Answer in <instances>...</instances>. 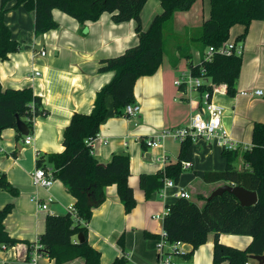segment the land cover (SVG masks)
Returning <instances> with one entry per match:
<instances>
[{
  "label": "crops",
  "instance_id": "crops-1",
  "mask_svg": "<svg viewBox=\"0 0 264 264\" xmlns=\"http://www.w3.org/2000/svg\"><path fill=\"white\" fill-rule=\"evenodd\" d=\"M207 1V10L203 8L201 15L197 5L192 13H175L174 31L177 35H184L187 28L202 26L210 14V0ZM161 11L160 0H148L142 12L143 27L147 29ZM53 16L59 27L36 36L34 12L21 5L6 13V22L21 48L11 53L7 60L0 59L2 86L5 90L32 88L42 98L49 114L35 120L34 140L29 145L25 143L24 135L14 128L5 129L0 138V172L6 173L18 190V194H13L0 189V209L13 204L5 226L12 237L21 241L15 246H0V264H28L31 255L28 244L40 239L46 229L47 216L64 214L74 207L75 198L60 180L50 188L34 184L37 158L63 152V134L73 114L91 113L97 93L115 75L114 71L99 72L101 61L118 56L139 42L134 20L117 24L110 13H103L99 20L82 24L59 9L53 10ZM245 31L244 25H235L230 37L243 47L237 93L229 96L225 86L214 96L215 102L224 108L223 128L239 144L241 153L252 145L255 124L264 122V97L255 94L256 90L264 91V20L253 21L246 37L238 41ZM170 47L159 69L136 83L135 100L141 106L140 115L135 119L118 115L109 96L108 116L93 144V154L101 163H108L116 153L130 155L129 184L134 188L137 200L136 207L130 213L126 212L117 186L112 185L106 189V200L94 209L88 225V240L101 251V264H111L124 253L127 264H156L158 261L157 240L164 230V221L156 216L163 214L166 206L176 199L173 196L164 198L160 191L147 198L140 177L160 173L168 164L176 162L180 142L168 139L162 147L151 148L146 140L163 129L189 125L200 101L199 93H182L176 87V78L190 67L188 60L175 49V44L171 43ZM41 50H46L47 54L41 55ZM191 54L193 57L192 51ZM193 61L199 63L194 58ZM37 71L41 75L36 76ZM245 91L251 94L243 95ZM224 150L216 141H195L192 166L183 167V171H190V174L182 175L176 187L167 191L168 194H174L178 189L187 190L191 198L203 206L215 189L227 184L204 180L206 172L225 169ZM239 161H242L240 167ZM234 165L238 169L245 167L242 156ZM50 198L52 202L44 210L40 205ZM122 236L124 247L119 242ZM220 240L246 249L252 237L224 232L220 234ZM214 242L215 233L211 232L207 242L195 249L190 257L186 255L192 252L193 246L183 243L181 247L185 255L175 256L174 261L176 264H214ZM39 264L56 263L49 256L41 255ZM66 264H84V261L77 259ZM250 264L258 263L252 260Z\"/></svg>",
  "mask_w": 264,
  "mask_h": 264
},
{
  "label": "trees",
  "instance_id": "trees-1",
  "mask_svg": "<svg viewBox=\"0 0 264 264\" xmlns=\"http://www.w3.org/2000/svg\"><path fill=\"white\" fill-rule=\"evenodd\" d=\"M148 0H0V59L7 60L11 53L20 50L21 45L12 36L6 22V13L24 5L27 11L35 13L34 30L36 36L57 29L53 10L68 14L84 24L97 21L103 13H110L112 20L119 24L136 23L139 42L122 54L101 61L99 72L114 71L113 79L98 93L91 113L76 112L63 134L64 151L43 154L37 158V167L51 169L56 180H60L76 202L74 211L64 214H49L46 229L40 236L41 255L49 256L56 264H66L82 259L84 264H101L102 253L88 240V225L94 209L106 200V189L116 185L118 195L130 213L137 204L134 188L129 184L131 157L126 152L116 153L108 163H101L93 154V143L99 135L100 127L108 116V97L113 99L115 111L123 115L124 108L135 100V86L144 76L153 75L163 63L167 53V33L182 57L188 60L190 69L200 75L201 68L216 84H225L229 96L237 93V84L243 66L242 55L231 56L215 53L212 60L195 64L191 48H196L204 56L209 47L219 48L230 40L231 30L241 24L246 31L238 41L246 37L253 21L264 20V0H210V14L198 29L187 28L184 35L174 31V16L180 11H189L197 0H160L162 11L156 14L145 29L142 12ZM12 4H14L12 6ZM204 59V57H203ZM49 110L42 98L32 88L5 90L0 81V138L5 129H17L18 116L27 124L30 135L34 134L35 120L46 117ZM19 134H21L18 131ZM25 138L28 136H24ZM92 141V144L88 142ZM193 140L180 143L178 160L168 164L157 174H142L140 185L147 198L163 189L167 179L180 181L183 162L193 159ZM226 167L219 171H209L204 175L207 183L224 182L256 191L259 202L251 207H242L232 194L225 193L201 206L197 201L178 198L169 203L170 212L164 218V230L171 242L180 241L195 249L207 242L208 235L215 233L214 264H250L251 256L264 255V122H258L253 129L252 145L241 153L239 150H224ZM242 156L245 167L238 169L234 162ZM0 189L18 194V190L0 172ZM13 204L0 209V246H15L19 242L11 236L5 220L11 213ZM233 233L252 237L250 245L241 249L221 242V233ZM85 236L79 242L78 235ZM124 247V236L119 240ZM29 249L35 243L28 244ZM29 259V258H28ZM123 256L111 264H127ZM156 264H159L157 261Z\"/></svg>",
  "mask_w": 264,
  "mask_h": 264
},
{
  "label": "built area",
  "instance_id": "built-area-1",
  "mask_svg": "<svg viewBox=\"0 0 264 264\" xmlns=\"http://www.w3.org/2000/svg\"><path fill=\"white\" fill-rule=\"evenodd\" d=\"M243 47L238 45L237 42L228 40L221 47L214 48L209 47L204 56L201 52H198L200 57L199 63L201 64L203 60H212L215 53L231 56L233 54L242 55ZM41 55L45 56L47 54L46 50H41L39 52ZM204 57V59H203ZM206 70L201 68L200 75H195L193 70L189 68L188 71L181 72L180 75L175 80L176 87L182 92H195L200 94L199 107L193 113L191 122L187 126H181L176 128L163 129L160 133L150 136L146 140V144L151 148L162 147L164 142L168 139L178 141L180 143L184 142L186 139L191 138L193 142L199 139H205L207 141H216L225 150H238L239 144L235 142L228 132L223 128V113L224 108L219 105L214 100L215 94L222 92L225 84H216L211 77L206 75ZM36 76L41 75V72H35ZM251 94V92H243V95ZM256 95L264 97V91L256 90ZM192 103V102H191ZM141 106L137 102L128 104L123 110V116L129 119H135L140 115ZM33 136H28L25 138L26 144L33 143ZM92 144V141L88 142ZM94 144V143H93ZM248 148H246L247 150ZM2 150L0 149V153ZM192 166L191 161L183 162L184 168H190ZM34 184L42 188H50L56 181L53 176L51 169H45L42 167H37L33 173ZM176 187V183L167 179L162 190H160L161 196L168 198L169 196L178 198L191 199V194L184 189H178L174 194H168V190ZM38 202V198H35ZM52 202L50 198L47 202L40 205L44 210L48 209V204ZM74 211V207L70 209ZM170 212V207L167 205L164 213L157 215L156 218L164 221L165 216ZM183 243L180 241L171 242L169 240L168 233L163 230L157 240V251H158V262L159 264H176L174 261L175 256L185 255L182 250ZM4 248L7 246L3 245ZM40 248L39 240L35 243V246L31 249V255L28 264H39V258L41 254L38 252Z\"/></svg>",
  "mask_w": 264,
  "mask_h": 264
},
{
  "label": "water",
  "instance_id": "water-1",
  "mask_svg": "<svg viewBox=\"0 0 264 264\" xmlns=\"http://www.w3.org/2000/svg\"><path fill=\"white\" fill-rule=\"evenodd\" d=\"M17 129L24 136L30 135L29 127L19 116L17 118ZM225 193L235 196L242 207H251L259 202V196L256 191H250L242 186H236L228 183L215 189L208 197V201H211L215 197L222 196ZM78 240L79 242H84L85 236L83 234H79ZM251 259L256 261L258 264H264V255L251 256Z\"/></svg>",
  "mask_w": 264,
  "mask_h": 264
},
{
  "label": "rangeland",
  "instance_id": "rangeland-1",
  "mask_svg": "<svg viewBox=\"0 0 264 264\" xmlns=\"http://www.w3.org/2000/svg\"><path fill=\"white\" fill-rule=\"evenodd\" d=\"M198 6L199 7V10H200V13H199V15H201L202 14V11H203V8H205L206 10H207V6H208V1L207 0H197V2L192 6V8L189 10V11H191V13L193 12V10H194V8H195V6ZM184 23H185V21H183L182 22V25H184ZM182 29V26H181V28H180V30ZM166 40H167V49H171V47H170V45H171V43H173V42H171V36L170 35H168V33H167V37H166ZM174 44V43H173ZM191 51H192V53H193V58H194V60L196 61V62H199L200 61V57H198V49H196L195 47L194 48H191ZM189 68V67H188ZM187 68V69H188ZM240 162H242V161H239V163H238V165H239V167L240 166H242V163H240ZM185 173H187V174H190V171H186V172H184L183 171V173H182V175H184ZM181 175V176H182ZM183 178V177H182ZM194 199V198H193Z\"/></svg>",
  "mask_w": 264,
  "mask_h": 264
}]
</instances>
